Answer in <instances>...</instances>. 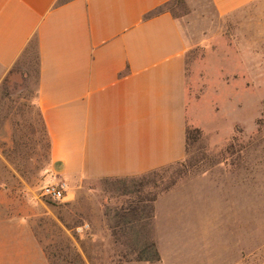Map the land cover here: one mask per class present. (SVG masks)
<instances>
[{
	"label": "rangeland",
	"instance_id": "1",
	"mask_svg": "<svg viewBox=\"0 0 264 264\" xmlns=\"http://www.w3.org/2000/svg\"><path fill=\"white\" fill-rule=\"evenodd\" d=\"M171 9L189 45L194 133L186 158L143 189L157 195L154 219L146 226L119 216L139 200L125 189L148 180L57 173L36 101L33 46L0 85V264H139L149 242L166 264H192L194 254L205 264H264V3L223 17L210 0ZM60 182L64 200L42 196Z\"/></svg>",
	"mask_w": 264,
	"mask_h": 264
},
{
	"label": "crops",
	"instance_id": "2",
	"mask_svg": "<svg viewBox=\"0 0 264 264\" xmlns=\"http://www.w3.org/2000/svg\"><path fill=\"white\" fill-rule=\"evenodd\" d=\"M174 1L0 0V85L37 38L36 101L64 179L138 177L186 158L189 45L173 14L146 19ZM210 2L223 17L264 0Z\"/></svg>",
	"mask_w": 264,
	"mask_h": 264
},
{
	"label": "trees",
	"instance_id": "3",
	"mask_svg": "<svg viewBox=\"0 0 264 264\" xmlns=\"http://www.w3.org/2000/svg\"><path fill=\"white\" fill-rule=\"evenodd\" d=\"M70 1H72V0H58L56 5L57 6H61V5H64V4H66V3L70 2ZM176 1H181V0H175L174 2H176ZM174 2L169 3V4L161 7L160 9L154 11L153 13L147 15L146 19L150 18L152 16H155V15H158L160 13H165V12H169V13L173 14L172 9H171V5ZM33 46H35V48H36V57H37V61H38L39 52H38V41H37V38H34L31 41L30 45L26 48L23 57H25L26 55H30L31 54V50H32ZM195 131L199 132V130H195ZM46 132H47V130H46ZM192 133H194V131H192L190 128H188L187 131H186L187 144H188V140L191 139ZM48 137H49V135H48ZM235 141H236V138H234L233 142L228 146L227 151L234 147V144L236 143ZM50 148H51V141H50ZM168 167L169 166L163 167V168H160V169L145 173V174H143L141 176H138V177H128L130 179L131 178H139L140 177L142 179L148 180V182H145V183L141 184V186L138 187V188L134 187L133 190H131L130 188H126L125 189V192L128 193V194L137 193V195L139 196V200L136 203L137 204L136 207H130L129 209H126V210L124 209L123 212L125 214H123V215H119L118 214V215L120 217L122 216L124 220L127 218V216H131L132 218H135V219H138V220L143 219V221H145V225L146 226L149 225V223H151V221L155 217V203L157 201V195L144 194L142 192H143V189L145 187H147L148 185H151V184L155 185L156 181H157V177L159 176L160 171L163 170V169H166ZM128 178H114V179H124V180H126ZM111 179H113V178H111ZM136 261L149 262V263H156V262L161 261L160 252L158 250V247H157L156 243L155 242L147 243L139 251V253L137 254Z\"/></svg>",
	"mask_w": 264,
	"mask_h": 264
},
{
	"label": "built area",
	"instance_id": "4",
	"mask_svg": "<svg viewBox=\"0 0 264 264\" xmlns=\"http://www.w3.org/2000/svg\"><path fill=\"white\" fill-rule=\"evenodd\" d=\"M41 191L47 200L58 202L66 198L68 187L65 182L53 183L45 185Z\"/></svg>",
	"mask_w": 264,
	"mask_h": 264
}]
</instances>
